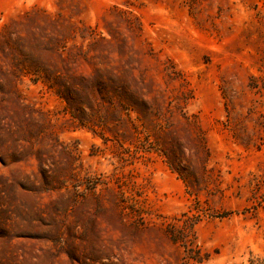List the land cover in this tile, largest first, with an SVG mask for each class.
<instances>
[{"label": "rangeland", "instance_id": "374dc122", "mask_svg": "<svg viewBox=\"0 0 264 264\" xmlns=\"http://www.w3.org/2000/svg\"><path fill=\"white\" fill-rule=\"evenodd\" d=\"M0 264H264V0H0Z\"/></svg>", "mask_w": 264, "mask_h": 264}]
</instances>
